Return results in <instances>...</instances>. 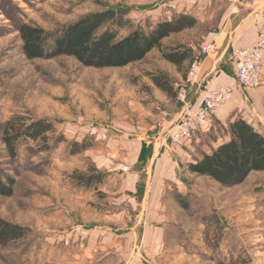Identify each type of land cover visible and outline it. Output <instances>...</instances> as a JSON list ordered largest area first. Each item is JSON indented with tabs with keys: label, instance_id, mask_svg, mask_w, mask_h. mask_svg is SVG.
<instances>
[{
	"label": "rangeland",
	"instance_id": "1",
	"mask_svg": "<svg viewBox=\"0 0 264 264\" xmlns=\"http://www.w3.org/2000/svg\"><path fill=\"white\" fill-rule=\"evenodd\" d=\"M169 2L0 0V168L14 179L12 196H0V218L30 229L23 241L0 247V264H49L47 259L55 252L49 238L91 217L97 187L79 186L72 176L92 168L86 152L95 145L91 132L96 116L101 113L103 119L111 118L113 102L130 94L132 88L141 91L150 83L146 74L161 71L183 77L189 65L177 68L162 60L157 50L141 62L116 69L84 68L70 57L27 60L21 51L18 25L53 31L89 13L123 7L129 10L133 24L145 30L166 18ZM202 33L203 23H199L165 40L163 46L188 49L192 41L199 44ZM220 111L223 118L203 133L190 154L193 160L226 141L228 124L235 119L245 120L264 136V85L245 90L236 84L233 98ZM14 115L51 122L56 132L49 135V145L58 136L65 142L46 152H39L40 142L23 144L16 160L10 161L1 142V125ZM71 142H86L90 147L70 155ZM192 183L190 193L181 196L188 211L174 196L190 228L179 237L182 248L176 264H264V172L251 173L232 188L206 177L194 178Z\"/></svg>",
	"mask_w": 264,
	"mask_h": 264
},
{
	"label": "crops",
	"instance_id": "2",
	"mask_svg": "<svg viewBox=\"0 0 264 264\" xmlns=\"http://www.w3.org/2000/svg\"><path fill=\"white\" fill-rule=\"evenodd\" d=\"M179 13L193 16L197 25L203 23L199 44L192 41L187 45L193 54L206 44L212 45L201 64L197 84L187 91L189 109L196 110L206 92L223 85L235 90L230 51L250 47L264 32V0L238 4L229 0H170L165 19ZM261 67L263 86L264 56ZM169 77L175 92L185 74ZM132 90L113 102L111 118L103 119L100 113L93 122L95 145L86 157L105 177L93 189L97 195L87 222L74 223L49 238L53 243L50 248H55L53 257L47 259L49 264L177 263L182 248L179 237L190 228L174 196L190 193L192 180L203 178L185 171V165L200 158L193 160L190 154L203 134L198 135L200 139L171 142L165 137L166 130L188 106L175 97L168 98L150 83L141 91ZM221 118L219 110L216 119Z\"/></svg>",
	"mask_w": 264,
	"mask_h": 264
},
{
	"label": "trees",
	"instance_id": "3",
	"mask_svg": "<svg viewBox=\"0 0 264 264\" xmlns=\"http://www.w3.org/2000/svg\"><path fill=\"white\" fill-rule=\"evenodd\" d=\"M197 25V20L184 13L174 14L169 20L157 21L152 27H136L129 18L127 8H106L89 13L76 21L53 31L21 23L17 27L21 51L27 60H52L73 58L84 68L116 69L141 62L153 50L165 62L180 68L192 60L190 49L165 48L163 41L171 35L182 33ZM122 32H125L122 35ZM150 83L168 98H174V82L161 71L146 74ZM55 126L46 120H28L14 115L1 125V142L10 161L18 157L19 147L30 142H40L39 152H46L65 142L63 136L53 139ZM228 139L218 144L210 153L189 163L187 172L206 177L223 188L241 185L254 172H264V136L245 120L239 118L228 124ZM86 142H71L69 154L77 155L89 149ZM103 174L91 168L85 174L75 173L72 178L86 189L96 188ZM14 179L0 168V196L13 194ZM182 209L188 211L185 200L176 195ZM30 229L0 218V247L26 239Z\"/></svg>",
	"mask_w": 264,
	"mask_h": 264
},
{
	"label": "built area",
	"instance_id": "4",
	"mask_svg": "<svg viewBox=\"0 0 264 264\" xmlns=\"http://www.w3.org/2000/svg\"><path fill=\"white\" fill-rule=\"evenodd\" d=\"M238 4L242 0H229ZM215 36V34H210ZM211 44L202 46L193 54L189 62L185 78L175 90L176 100L185 108L181 115L166 131L165 137L173 143L190 141L196 136L210 131L216 121L218 111L229 102L234 95V89L223 85L204 94L201 105L196 110H190L187 101V91L197 84L203 59L210 53ZM264 56V32H260L256 41L246 48H233L230 51V61L234 68V80L238 87L245 90L258 89L261 86V63Z\"/></svg>",
	"mask_w": 264,
	"mask_h": 264
}]
</instances>
